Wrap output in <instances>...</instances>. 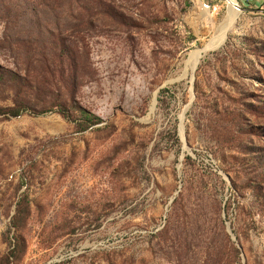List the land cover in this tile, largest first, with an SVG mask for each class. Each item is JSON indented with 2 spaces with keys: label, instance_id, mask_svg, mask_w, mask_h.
I'll use <instances>...</instances> for the list:
<instances>
[{
  "label": "rangeland",
  "instance_id": "1",
  "mask_svg": "<svg viewBox=\"0 0 264 264\" xmlns=\"http://www.w3.org/2000/svg\"><path fill=\"white\" fill-rule=\"evenodd\" d=\"M62 2L84 54L0 55L46 111L0 115V264H264V0Z\"/></svg>",
  "mask_w": 264,
  "mask_h": 264
},
{
  "label": "trees",
  "instance_id": "2",
  "mask_svg": "<svg viewBox=\"0 0 264 264\" xmlns=\"http://www.w3.org/2000/svg\"><path fill=\"white\" fill-rule=\"evenodd\" d=\"M62 4V0H0V20L4 23L3 32L0 35V55H28L25 57L26 68H28L32 63L49 67L55 60L52 59V56L61 57L64 55L68 57L84 54L83 45L75 40L67 41L61 35L62 25L59 22L58 10L61 9ZM47 9L53 12L52 19L47 16ZM48 22H52L54 27L50 28ZM4 77L13 83L24 85L21 83L22 75L0 67V78ZM165 90L161 89L160 93L162 94ZM46 93H50V91ZM56 106L64 118L71 120L70 110L75 107H68L63 101L57 102ZM25 112L40 115L46 111L32 108L24 103L15 106H0V115L8 117H17ZM80 114L85 122L92 125L101 121L99 116L85 109H80ZM17 213L20 215L23 211L18 209ZM16 219L17 214L13 216L11 225L18 229L19 220L16 222Z\"/></svg>",
  "mask_w": 264,
  "mask_h": 264
},
{
  "label": "bare ground",
  "instance_id": "3",
  "mask_svg": "<svg viewBox=\"0 0 264 264\" xmlns=\"http://www.w3.org/2000/svg\"><path fill=\"white\" fill-rule=\"evenodd\" d=\"M223 39H224V33L221 35V37L219 38V40L222 41ZM215 45H216L215 42L210 43V44L207 46V48H212V47H214ZM201 52H202V50L199 49V50L194 51V52L192 53V55H191V59L189 60V63H192L191 65H193V66L196 65L197 60H198V58H199Z\"/></svg>",
  "mask_w": 264,
  "mask_h": 264
},
{
  "label": "water",
  "instance_id": "4",
  "mask_svg": "<svg viewBox=\"0 0 264 264\" xmlns=\"http://www.w3.org/2000/svg\"><path fill=\"white\" fill-rule=\"evenodd\" d=\"M242 9H245V8L242 7Z\"/></svg>",
  "mask_w": 264,
  "mask_h": 264
}]
</instances>
